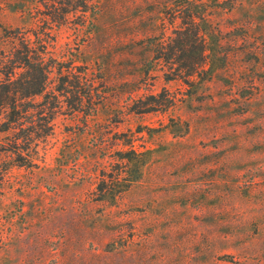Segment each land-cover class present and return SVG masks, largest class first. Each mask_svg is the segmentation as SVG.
I'll return each mask as SVG.
<instances>
[{"label": "rangeland", "instance_id": "rangeland-1", "mask_svg": "<svg viewBox=\"0 0 264 264\" xmlns=\"http://www.w3.org/2000/svg\"><path fill=\"white\" fill-rule=\"evenodd\" d=\"M64 1L0 0V57L23 35L91 83L21 157L14 133L48 112L0 132V264H264V0ZM190 19L205 60L184 81Z\"/></svg>", "mask_w": 264, "mask_h": 264}, {"label": "trees", "instance_id": "trees-1", "mask_svg": "<svg viewBox=\"0 0 264 264\" xmlns=\"http://www.w3.org/2000/svg\"><path fill=\"white\" fill-rule=\"evenodd\" d=\"M74 0H65L63 3L66 6H75L72 3ZM87 0H83L80 4L87 8ZM68 12V9L65 10ZM12 43L7 54H3L0 57V132H6L15 128L23 129L27 123H24V115L31 113V110H35L38 114L47 113L49 117L46 121L47 130L43 134L37 132V127L33 123L28 122V132L22 137L16 136L12 141V152L17 157H21L24 150H28L31 144H37L39 137H45L49 133V122L53 117V111H55L59 104L66 102L69 94L73 95V106L78 108L83 103V100H90L91 96V83H81L78 77L74 80L70 79V71L66 69L62 70V67H55L51 63L45 60L46 51L44 49L36 50L30 42V39L23 35H13L11 37ZM177 44L178 53L169 51L168 53H160L157 57H163V59L169 60L172 56L176 55L179 59V65L177 69L180 74V78L186 81L188 76H192L194 73L199 74L204 70L203 64L205 60V45L204 37L196 29L194 20L190 19L187 26L184 29L177 31ZM191 62L184 61V59H190ZM58 75L54 87L48 90V84L50 83V75L54 72ZM86 85V87L84 86ZM82 86V87H81ZM44 94V98L51 97V104H47L44 101L40 103H32L31 101H25V99H33L36 96ZM149 110V109H146ZM40 124V123H39ZM40 126V125H37ZM23 143V145H22ZM121 158H125L127 161L141 162L138 158V153L134 150L130 152L122 153ZM25 163H21L23 165ZM5 168H0V178L3 176ZM137 170L130 181L137 179ZM113 179L116 181L123 180L119 174H116ZM99 192L98 199L102 200L107 195L106 183L104 180L97 186ZM113 197V195H110Z\"/></svg>", "mask_w": 264, "mask_h": 264}]
</instances>
